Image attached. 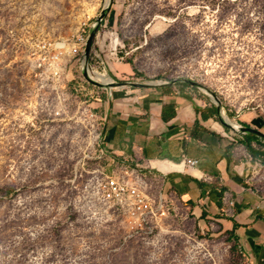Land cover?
<instances>
[{"label": "rangeland", "instance_id": "374dc122", "mask_svg": "<svg viewBox=\"0 0 264 264\" xmlns=\"http://www.w3.org/2000/svg\"><path fill=\"white\" fill-rule=\"evenodd\" d=\"M106 2L0 0V264H256L215 224L171 211L132 232L95 199L115 167L92 114L127 85L174 88L264 135V0ZM63 40L70 54L42 65L40 44Z\"/></svg>", "mask_w": 264, "mask_h": 264}, {"label": "crops", "instance_id": "0c3cea01", "mask_svg": "<svg viewBox=\"0 0 264 264\" xmlns=\"http://www.w3.org/2000/svg\"><path fill=\"white\" fill-rule=\"evenodd\" d=\"M99 108L108 120L103 148L110 161L157 173L175 212L232 233L244 254L264 264V189L257 176L263 139L228 133L174 88L130 92L127 85Z\"/></svg>", "mask_w": 264, "mask_h": 264}, {"label": "built area", "instance_id": "2783aa9c", "mask_svg": "<svg viewBox=\"0 0 264 264\" xmlns=\"http://www.w3.org/2000/svg\"><path fill=\"white\" fill-rule=\"evenodd\" d=\"M82 42L85 45L88 43L84 40ZM67 47L64 40L40 44L38 50L41 54L42 65L51 68L57 67L65 55L67 56ZM108 95L112 97V92H109ZM92 117L96 127L101 129V137H103L108 120L95 113L92 114ZM98 137L100 136H97L96 141ZM101 144L100 148L103 147V138ZM102 153L108 158L104 149ZM111 162L115 168L111 174L107 173L110 169L106 171L104 177L93 184L91 193L101 203L117 210L124 217L129 230L142 232L157 227L163 219L169 216L171 211H174L173 202L170 200V196L162 191L158 178L154 177L152 180L145 178L136 170H132L130 163ZM197 163V161H188L191 166L197 165Z\"/></svg>", "mask_w": 264, "mask_h": 264}, {"label": "bare ground", "instance_id": "6f19581e", "mask_svg": "<svg viewBox=\"0 0 264 264\" xmlns=\"http://www.w3.org/2000/svg\"><path fill=\"white\" fill-rule=\"evenodd\" d=\"M111 4V0H107L106 2V6L110 5ZM71 46L70 47H67L66 49V52H67V56L70 54L71 52ZM93 81H96L98 83H101V84H104V85H113L114 84V81L108 77L107 75H104V74H96L94 75V77H90ZM225 118V121L231 125L233 127V129L235 130H240V126L238 124H235V123H232L226 116H224ZM97 138V136H96Z\"/></svg>", "mask_w": 264, "mask_h": 264}, {"label": "water", "instance_id": "95a60500", "mask_svg": "<svg viewBox=\"0 0 264 264\" xmlns=\"http://www.w3.org/2000/svg\"><path fill=\"white\" fill-rule=\"evenodd\" d=\"M94 38H95V34L93 33L90 38L88 39V43H87V48H86V55L89 54L90 50H91V46H92V43L94 41ZM115 85H117V83H114ZM117 86H122V85H117ZM223 126L225 127H230L233 129V127L231 125H229L228 123H226V121L223 122ZM241 133H243L244 135H253V136H256L258 138H261L264 140V135L261 134L260 132L258 131H255L251 128H241Z\"/></svg>", "mask_w": 264, "mask_h": 264}, {"label": "trees", "instance_id": "16d2710c", "mask_svg": "<svg viewBox=\"0 0 264 264\" xmlns=\"http://www.w3.org/2000/svg\"><path fill=\"white\" fill-rule=\"evenodd\" d=\"M222 123V122H221ZM226 129H228V127H225Z\"/></svg>", "mask_w": 264, "mask_h": 264}]
</instances>
